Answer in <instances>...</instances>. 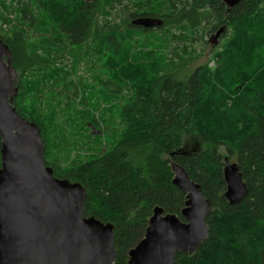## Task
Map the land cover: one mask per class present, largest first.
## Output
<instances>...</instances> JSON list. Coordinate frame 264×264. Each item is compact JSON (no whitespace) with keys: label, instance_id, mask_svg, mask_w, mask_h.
<instances>
[{"label":"trees","instance_id":"1","mask_svg":"<svg viewBox=\"0 0 264 264\" xmlns=\"http://www.w3.org/2000/svg\"><path fill=\"white\" fill-rule=\"evenodd\" d=\"M140 16H159L163 24L158 31L131 23ZM219 27L226 38L221 53L216 51L221 56L217 71L200 65L182 72L187 62L172 61L165 53L167 63L152 77L142 81L130 74L129 89L127 82L97 79L104 98H118L102 119L108 129L101 135L113 138L106 146L84 141L82 127L100 122L79 102H67L47 121L22 105L23 83L31 74L35 78V71L55 82L69 73L52 65V53H71L75 68L88 64L90 52L136 45L142 53L147 48L138 50L140 42L169 43L201 28L211 35ZM0 39L19 77L13 104L40 127L45 164L56 177L84 186L85 215L113 223V264H127L154 206L182 219L185 194L172 183V161L186 169L211 206L208 236L194 253L176 254L174 264H264V0H241L233 7L223 0H0ZM54 124L59 132L52 145L47 132ZM189 137L203 145L187 149ZM88 146L100 148L85 157ZM74 148L78 152L71 157ZM224 157L238 164L247 186L236 204L224 197Z\"/></svg>","mask_w":264,"mask_h":264},{"label":"water","instance_id":"2","mask_svg":"<svg viewBox=\"0 0 264 264\" xmlns=\"http://www.w3.org/2000/svg\"><path fill=\"white\" fill-rule=\"evenodd\" d=\"M240 1L223 0L227 7ZM131 23L152 28L163 20L140 16ZM223 28L211 35L214 42ZM18 79L11 51L0 39V264H113V223L85 215L84 186L56 177L45 164L40 127L13 104ZM171 170L172 183L185 194L182 219L154 206L143 237L128 251L127 264H174L176 254L194 253L208 236L210 201L182 165L172 161ZM223 178L224 197L230 204L240 202L247 186L228 157Z\"/></svg>","mask_w":264,"mask_h":264},{"label":"rangeland","instance_id":"3","mask_svg":"<svg viewBox=\"0 0 264 264\" xmlns=\"http://www.w3.org/2000/svg\"><path fill=\"white\" fill-rule=\"evenodd\" d=\"M161 7H165L162 4ZM159 6L157 4L154 10L157 11ZM165 10V9H163ZM166 11V10H165ZM205 27V26H204ZM220 28V27H219ZM153 30H158L154 28ZM201 33H196L193 35L183 34L186 37L183 40H169V43L149 40L146 43H138V50L141 46L147 49L136 50V45L125 47L122 51L115 50H105L103 52L88 53V64L84 61L81 64L73 67L72 61L74 60L71 53H52L51 60L52 65L62 67L69 73L65 76L64 80L55 82L54 79H48L39 72L35 73V78L30 75V79L23 83L25 87V99L22 103L23 107L33 112L36 117L40 120L47 121V118L53 117L52 113L58 110L59 107L66 108L67 102L74 100L79 102V108L81 110H87L92 113L95 119L99 120V125H94L89 122L88 126L82 127V134L84 141H87V145L90 143H100L103 141V146L107 145V141H111L113 138L111 136L101 135L103 130L107 131L108 126L102 120L104 118V112L110 107V103L117 102L118 98L107 99L103 97L101 93V88L97 87L95 82L101 77L113 78L115 81L120 83L127 82V88L131 87L129 77L130 74L135 73V79H140L142 81L152 77L155 74V69L164 65L163 55L166 53L167 58L170 60L182 64L187 62V67L182 68V72L193 71L200 65H207L210 71L214 72L218 69V62L221 56L216 54V51L221 53L223 42H225L226 33L219 36L216 42L213 39L212 34H206L201 28ZM218 30V29H217ZM217 32V31H216ZM215 32V33H216ZM178 33V32H177ZM170 35V34H169ZM210 35V36H209ZM194 37L191 40V37ZM171 35L169 36L170 39ZM186 45L187 51L185 52L182 44ZM213 43H216L213 44ZM220 45V46H219ZM177 55V56H176ZM50 62V63H51ZM255 62H251L254 65ZM50 65V64H49ZM52 74H48L51 77ZM44 82L42 83V81ZM44 84V87H41ZM87 85V88H83ZM226 83L222 86L225 88ZM77 88V94H74V90ZM122 100H119L121 102ZM87 108V109H86ZM214 115L218 114L217 111H213ZM87 121H91L89 117L86 116ZM59 132L57 130L56 124L53 127L48 126V140L52 145L56 139V134ZM63 131L61 130V133ZM68 135H71L70 129L67 131ZM100 134L101 136H96ZM50 137L52 140H50ZM69 140V139H68ZM70 141V140H69ZM72 142V141H71ZM74 143V142H72ZM51 145V146H52ZM203 143L199 141L196 137L187 138L186 148L187 149H198ZM100 146H88L83 151L85 157L93 156ZM78 152L77 148L71 151V157L75 156ZM231 161V160H230Z\"/></svg>","mask_w":264,"mask_h":264},{"label":"flooded vegetation","instance_id":"4","mask_svg":"<svg viewBox=\"0 0 264 264\" xmlns=\"http://www.w3.org/2000/svg\"><path fill=\"white\" fill-rule=\"evenodd\" d=\"M156 17H159V16H156ZM152 28H156V27H152Z\"/></svg>","mask_w":264,"mask_h":264},{"label":"bare ground","instance_id":"5","mask_svg":"<svg viewBox=\"0 0 264 264\" xmlns=\"http://www.w3.org/2000/svg\"><path fill=\"white\" fill-rule=\"evenodd\" d=\"M221 33H222V32H221ZM221 33H220V34H221ZM219 36H220V35H219ZM219 36H218V37H219Z\"/></svg>","mask_w":264,"mask_h":264}]
</instances>
